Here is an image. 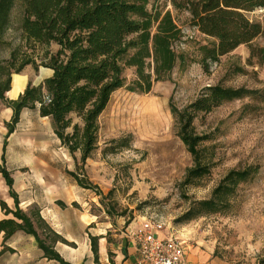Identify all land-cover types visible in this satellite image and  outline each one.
I'll use <instances>...</instances> for the list:
<instances>
[{"label":"rangeland","instance_id":"374dc122","mask_svg":"<svg viewBox=\"0 0 264 264\" xmlns=\"http://www.w3.org/2000/svg\"><path fill=\"white\" fill-rule=\"evenodd\" d=\"M153 8L169 10L181 27L183 36L175 48L183 54V64L177 62L169 76L154 82L148 92L128 89L135 74L127 68L125 85L111 94L98 117L96 148L85 162L78 150L70 153L61 145L50 122L29 115L24 127L9 138L0 165L20 166L14 169L20 183L30 177L32 189L24 191L26 196L33 190L39 201L57 199L54 204L61 209L57 219L67 242L56 243L55 249L69 264H110L114 255L110 249L120 232L144 219L159 222L160 234L173 232L188 249L197 248L220 262L264 264V98L225 101L196 116L195 131L209 136L198 146L209 172L191 184L183 181L194 161L177 134L169 106L184 107L208 85L264 89V64L248 62V47L241 44L204 66L199 47L212 38L190 25L188 13L174 9L170 0H149L148 9ZM262 12L255 9L247 16L258 20ZM253 43L263 40L257 37ZM46 69L26 66L20 73L26 82H41L51 73ZM73 122L79 120L74 117ZM123 138L125 146L118 144ZM247 166H256L257 171L239 184L229 197V207L185 218L192 203L209 198L229 170ZM70 171L89 186L79 185ZM91 235L104 236L107 242L104 248L98 239V263L92 259ZM15 239L13 249L0 238V264H16L18 244L24 239ZM26 249L32 254L29 246Z\"/></svg>","mask_w":264,"mask_h":264},{"label":"trees","instance_id":"16d2710c","mask_svg":"<svg viewBox=\"0 0 264 264\" xmlns=\"http://www.w3.org/2000/svg\"><path fill=\"white\" fill-rule=\"evenodd\" d=\"M176 10L186 11L189 24L212 40L199 47L200 62L207 66L237 46L248 47V62L264 64V0H170ZM149 0H0V100L12 109L2 144L5 159L7 137L14 131L23 108L37 109L40 117L50 119L61 145L70 153L80 152L81 162L96 148L98 117L111 94L125 85L124 72L133 68L131 91L148 92L154 82L166 79L184 56L175 45L183 36L169 10L148 9ZM262 9L260 19L247 13ZM262 38V44L253 40ZM54 46V48H53ZM26 66L52 70L51 75L34 85L28 81L17 98L8 99L13 73ZM244 97L264 98V89L208 85L190 103L170 111L178 125L177 134L190 152L194 165L187 169L185 184L209 172L201 162L198 146L207 134L195 131L193 121L225 101ZM76 117L79 122L74 123ZM71 132H67L68 128ZM126 139L119 140L118 144ZM116 142V141H114ZM256 166L229 170L212 189L207 199L196 200L185 218L220 212L229 207V197L240 183L249 181ZM0 174L8 186L15 208L0 199V209L11 217L0 219L5 242L14 232L30 234L43 256L60 264L64 261L55 244L67 241L40 215L38 207L21 209L13 189L11 172L0 165ZM69 174L87 187L72 171ZM41 232H47L45 235ZM98 235L90 236L97 262Z\"/></svg>","mask_w":264,"mask_h":264},{"label":"crops","instance_id":"0c3cea01","mask_svg":"<svg viewBox=\"0 0 264 264\" xmlns=\"http://www.w3.org/2000/svg\"><path fill=\"white\" fill-rule=\"evenodd\" d=\"M39 82H34L32 84L36 85ZM27 84V82H26ZM25 84V86H26ZM12 88V79L10 83V89ZM9 89V90H10ZM8 90V91H9ZM7 91V92H8ZM7 92L5 93L6 97L8 99H15L16 97H10L8 96ZM12 115V109L8 106H6L1 100H0V157L2 154V144L3 140L5 138L7 129L5 126V122L9 121ZM32 115L36 116L38 118L46 119L48 122H50V119L48 117H40L38 114L37 109H31V108H23L19 115V120L15 125L14 131L7 137V142L13 134H16V132L19 130V128L24 127V120L27 116ZM51 123V122H50ZM53 130V129H52ZM7 147V144H6ZM8 150L5 149V157ZM6 169L11 172V176L13 178V189L17 193L19 204L18 206L26 210L27 207L31 206L32 204L36 203L40 215L45 219V221L57 232L59 233L63 238L65 236L61 233V225L59 224V221L57 219V215L61 213L60 207L56 206L54 204V201L57 200L56 198H52V202L49 203V200L42 199V201H39L38 196L33 194V190H30V196H26L24 191L28 190V188L31 187L30 177H23L22 183H20V179L17 180L15 177V170L16 168H19L18 166H9L7 162H5ZM26 166V165H24ZM27 171V170H26ZM21 173V172H19ZM30 186V187H29ZM32 189V188H30ZM28 192V191H26ZM49 196V193L46 195V197ZM0 199L4 200L7 204V206L10 209L15 208V204L13 201V198L9 195L8 192V186L6 185L4 178L0 174ZM11 217V214L5 215L3 211L0 209V219ZM140 223H134L131 222L128 225H126L123 229V231L120 232L119 239L115 240L112 244L113 248L110 249L111 252H113V258L112 261H110V264H134L136 257H137V245L132 237V234L135 232V230L139 227ZM1 240H3V233L0 232ZM18 237L19 239H24L23 241H20L18 244L20 247V250H18V255L16 256V264H48L47 262L55 261L52 259H48L43 256V251L37 247L36 242L34 241V238L30 234H26L23 231H16L14 232L5 242H3L7 246H11L10 244L15 243ZM99 241L101 242L102 246L106 248V240L104 239V236L99 237ZM35 242V244H34ZM60 242V241H58ZM57 242V243H58ZM98 242V241H97ZM63 243V242H62ZM26 246L30 247V251L32 254L27 252ZM98 247V246H97ZM13 249H16V247H12ZM91 249V246H90ZM92 251V250H91ZM20 253V254H19ZM34 253V255H33ZM93 253V252H92ZM186 253L187 258L189 260L190 264H227L224 262H220L216 260V258L212 257L210 254L205 253L199 249H188L186 245ZM99 254V253H98ZM94 261V255L92 257ZM95 263V261H94ZM98 263V257L97 262Z\"/></svg>","mask_w":264,"mask_h":264},{"label":"built area","instance_id":"2783aa9c","mask_svg":"<svg viewBox=\"0 0 264 264\" xmlns=\"http://www.w3.org/2000/svg\"><path fill=\"white\" fill-rule=\"evenodd\" d=\"M161 224L144 219L132 234L137 245L134 264H190L186 242L173 232L160 234Z\"/></svg>","mask_w":264,"mask_h":264},{"label":"bare ground","instance_id":"6f19581e","mask_svg":"<svg viewBox=\"0 0 264 264\" xmlns=\"http://www.w3.org/2000/svg\"><path fill=\"white\" fill-rule=\"evenodd\" d=\"M49 73L51 69H46ZM26 84V76L21 73H13L12 74V88L7 92L8 96L16 97L19 93H21Z\"/></svg>","mask_w":264,"mask_h":264},{"label":"water","instance_id":"95a60500","mask_svg":"<svg viewBox=\"0 0 264 264\" xmlns=\"http://www.w3.org/2000/svg\"><path fill=\"white\" fill-rule=\"evenodd\" d=\"M51 73H52V70H51ZM51 73H50V75H51Z\"/></svg>","mask_w":264,"mask_h":264}]
</instances>
